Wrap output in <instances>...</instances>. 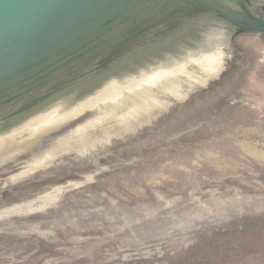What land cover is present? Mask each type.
Here are the masks:
<instances>
[{
    "label": "water",
    "instance_id": "obj_1",
    "mask_svg": "<svg viewBox=\"0 0 264 264\" xmlns=\"http://www.w3.org/2000/svg\"><path fill=\"white\" fill-rule=\"evenodd\" d=\"M262 5L0 0V213L264 148Z\"/></svg>",
    "mask_w": 264,
    "mask_h": 264
},
{
    "label": "rangeland",
    "instance_id": "obj_2",
    "mask_svg": "<svg viewBox=\"0 0 264 264\" xmlns=\"http://www.w3.org/2000/svg\"><path fill=\"white\" fill-rule=\"evenodd\" d=\"M29 206L0 213V264H264V148Z\"/></svg>",
    "mask_w": 264,
    "mask_h": 264
},
{
    "label": "flooded vegetation",
    "instance_id": "obj_3",
    "mask_svg": "<svg viewBox=\"0 0 264 264\" xmlns=\"http://www.w3.org/2000/svg\"><path fill=\"white\" fill-rule=\"evenodd\" d=\"M263 8H261V6H257L255 8V14H257L256 9H261L262 13L259 15L261 17H264V5H262ZM218 34L221 36V40L222 43L225 45V47L222 48V51L227 50L228 48H235V41L237 40V38H243V37H256L259 35H264V34H243V35H239V36H235L234 35V31H232L229 26H224L222 25V30H220L218 32ZM229 50V49H228ZM263 56L262 58L259 59V61L257 62V69L255 71V75H256V79H261L263 80L262 82H264V48H263ZM224 58V57H223Z\"/></svg>",
    "mask_w": 264,
    "mask_h": 264
},
{
    "label": "bare ground",
    "instance_id": "obj_4",
    "mask_svg": "<svg viewBox=\"0 0 264 264\" xmlns=\"http://www.w3.org/2000/svg\"><path fill=\"white\" fill-rule=\"evenodd\" d=\"M50 201V200H49ZM49 201H47V202H49ZM44 207V206H43ZM46 207V206H45ZM33 208V206L32 207H30V206H26V207H24V208H19V209H15V210H10V212L11 211H14V212H26V211H30L31 212V210H33L32 209ZM38 208V207H37ZM40 209V208H39ZM42 209V208H41ZM7 213H9V212H7ZM33 213V212H32ZM13 214V213H12ZM23 214V213H22Z\"/></svg>",
    "mask_w": 264,
    "mask_h": 264
}]
</instances>
